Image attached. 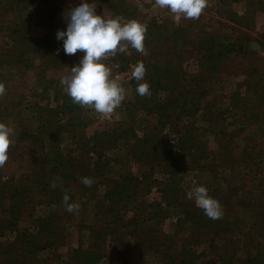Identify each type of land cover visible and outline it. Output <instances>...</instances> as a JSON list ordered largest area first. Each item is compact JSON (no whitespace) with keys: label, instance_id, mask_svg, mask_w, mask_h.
<instances>
[{"label":"rangeland","instance_id":"374dc122","mask_svg":"<svg viewBox=\"0 0 264 264\" xmlns=\"http://www.w3.org/2000/svg\"><path fill=\"white\" fill-rule=\"evenodd\" d=\"M80 2L0 0V123L14 141L0 168V264H264V190L249 184L256 169L264 182V0H208L198 20L155 0H87L147 27V55L105 61L125 89L108 119L60 84L83 53L66 55L56 33ZM138 62L150 98L136 92ZM165 144L175 162L152 158ZM197 186L226 192L222 219L186 199Z\"/></svg>","mask_w":264,"mask_h":264},{"label":"clouds","instance_id":"9594fccd","mask_svg":"<svg viewBox=\"0 0 264 264\" xmlns=\"http://www.w3.org/2000/svg\"><path fill=\"white\" fill-rule=\"evenodd\" d=\"M155 4L161 9L169 10L176 17L198 20L208 7V0H155ZM96 6L94 2L90 4L87 0H81L77 6L62 14L66 30H57L56 39L63 41L66 55L82 52L83 56L70 68V73L60 79V84L73 104L92 109L108 119L125 100V89L118 79L112 77L111 69L106 66L105 61L119 53L128 52L129 48L147 55L144 44L147 27L137 21L121 23L120 17L105 18L97 14ZM59 51L57 49V53ZM145 75L144 63L138 62L131 72V76L138 82L136 92L140 97L150 98V85L147 82L141 83ZM5 95V85L0 83V98ZM12 134L11 127L0 123V168L9 160V149L14 144L10 139ZM81 182L86 187H91L94 183L89 177H82ZM50 187L55 188L56 182L53 181ZM186 199L194 201L196 207L213 221L224 216L223 206L209 195L205 186H197L188 191ZM69 201V196L65 194L62 198L65 211L78 213L80 205Z\"/></svg>","mask_w":264,"mask_h":264},{"label":"trees","instance_id":"16d2710c","mask_svg":"<svg viewBox=\"0 0 264 264\" xmlns=\"http://www.w3.org/2000/svg\"><path fill=\"white\" fill-rule=\"evenodd\" d=\"M227 50H229V49H227ZM227 50H225V51H227ZM224 50H223V52H225ZM226 53V52H225ZM194 96H196V98L197 97H201V95H203V94H201L200 92H198V93H196V94H193ZM164 105V104H163ZM163 105H162V107H163ZM184 105H185V102H184ZM165 106V105H164ZM161 107V110H163V109H165V108H162ZM164 113V112H163ZM163 113L162 114H158V116H157V119H159V123H160V119L162 118V117H164V116H162L163 115ZM162 126H164V125H162ZM55 132H56V134H60V128L59 127H57V128H55V130H54ZM160 131V130H159ZM159 131L157 132L158 134H159ZM158 137V136H157ZM157 137H153V138H157ZM163 139H164V136H160V137H158V139H157V141H156V143L157 142H159V143H161L162 141H163ZM71 140V139H70ZM48 141L49 142H52V141H55V139H53V137H50V136H48ZM57 141V140H56ZM59 143V142H58ZM177 146L175 145V146H173V145H171V144H165V145H163V146H161L160 148H153V154H152V158L154 159V160H156L158 163L159 162H162V161H166V159L169 161V162H173L175 159L173 158V160H172V154H171V151H173V149L174 148H176ZM45 154H46V156H48V157H51V156H53V155H58V153L55 151V148H49L46 152H45ZM135 155V154H134ZM200 157H202V155L201 154H198ZM149 158H150V156H148ZM255 157H257V154L255 155ZM175 162V161H174ZM254 163L256 162V161H253ZM252 164V162L250 163V165ZM257 164V163H256ZM245 165H246V163H245ZM249 165V166H250ZM260 170L259 169H256L255 171H250V173H252L253 175V177L251 178V180H250V182H249V184H250V187L257 193V195L260 197V194L262 195V193H263V190H264V182H262V181H260L259 180V174L260 173H258ZM15 192V191H14ZM212 193H221V195H220V197L221 198H219V202H220V204L221 205H223V199H224V197L226 196V198H227V194H226V192L225 191H221V190H218V189H215V190H213V191H211ZM212 195V194H211ZM15 197L17 198V200L19 199L20 200V202H21V196L20 195H18V194H15ZM197 225V221L196 220H194V219H192V222H191V227H195ZM249 261H251V262H256L257 263V260H256V258L254 257V258H252L251 260H249Z\"/></svg>","mask_w":264,"mask_h":264}]
</instances>
